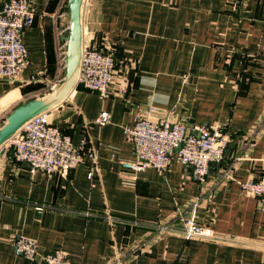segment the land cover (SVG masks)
<instances>
[{"label": "crops", "instance_id": "0c3cea01", "mask_svg": "<svg viewBox=\"0 0 264 264\" xmlns=\"http://www.w3.org/2000/svg\"><path fill=\"white\" fill-rule=\"evenodd\" d=\"M32 5L30 64L0 79V125L64 75L67 0ZM81 29L114 51L113 89L101 97L75 86L48 110L73 143L86 141L67 177L30 171L0 147V264H43L14 250L18 236L39 253L59 248L72 264H264V204L239 185L264 175V0H83ZM101 110L111 115L103 125L94 122ZM136 114L182 120L191 133L227 130L223 160L201 183L175 158L163 171L124 173L132 145L123 128ZM190 215L214 237L185 239Z\"/></svg>", "mask_w": 264, "mask_h": 264}, {"label": "built area", "instance_id": "2783aa9c", "mask_svg": "<svg viewBox=\"0 0 264 264\" xmlns=\"http://www.w3.org/2000/svg\"><path fill=\"white\" fill-rule=\"evenodd\" d=\"M34 19L32 0H5L0 5V79L15 80L30 64L23 32L34 23ZM62 34L63 30L58 32V36ZM65 44L66 41L62 46ZM62 59L65 61L63 52ZM115 65L113 50L96 47L90 38L82 39L76 86L96 92L101 97L107 96L113 89ZM63 79L64 75L50 81L45 88L46 94L54 90ZM152 110L150 107L148 112ZM110 117L109 111L101 110L94 122L103 125L110 121ZM123 132L132 145V160L120 162L124 173L134 176L148 167L163 171L175 158L190 168L192 179L198 183L205 180L212 163L223 160L228 142L227 130L221 127L209 129L199 126L195 133H191L182 120H151L141 114L134 115L133 122L124 126ZM1 146L10 150L14 162L24 164L30 171L39 170L50 176L65 178L84 161L86 141L73 143L68 134L52 124L49 112L44 111L26 121ZM93 175L94 172L90 170L88 177L92 178ZM222 177L228 179L231 175L224 172ZM239 185L244 194L264 204V175L257 179H245ZM181 233L185 239L214 237L213 230L196 221L193 215L183 219ZM12 245L28 262L40 257L43 264H72L59 248L39 253L36 241L29 237L18 236L12 240ZM113 264L128 263L117 258Z\"/></svg>", "mask_w": 264, "mask_h": 264}, {"label": "water", "instance_id": "95a60500", "mask_svg": "<svg viewBox=\"0 0 264 264\" xmlns=\"http://www.w3.org/2000/svg\"><path fill=\"white\" fill-rule=\"evenodd\" d=\"M83 0H67L68 34L65 36V71L62 82L47 95L29 99L15 106L0 125V146L33 116L48 111L52 106L66 99L76 86L82 41L81 6Z\"/></svg>", "mask_w": 264, "mask_h": 264}, {"label": "rangeland", "instance_id": "374dc122", "mask_svg": "<svg viewBox=\"0 0 264 264\" xmlns=\"http://www.w3.org/2000/svg\"><path fill=\"white\" fill-rule=\"evenodd\" d=\"M47 93H49V92H47ZM1 147V146H0ZM3 148H4V146H3ZM8 151H10L9 149H7Z\"/></svg>", "mask_w": 264, "mask_h": 264}]
</instances>
